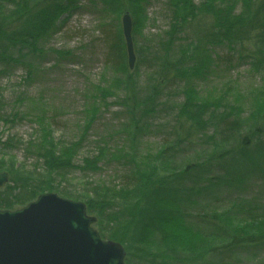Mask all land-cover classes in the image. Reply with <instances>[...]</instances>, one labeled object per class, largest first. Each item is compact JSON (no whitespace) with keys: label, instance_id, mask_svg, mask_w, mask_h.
Returning a JSON list of instances; mask_svg holds the SVG:
<instances>
[{"label":"rangeland","instance_id":"374dc122","mask_svg":"<svg viewBox=\"0 0 264 264\" xmlns=\"http://www.w3.org/2000/svg\"><path fill=\"white\" fill-rule=\"evenodd\" d=\"M15 1L19 2L18 0ZM200 1L202 0H198V2ZM167 2L168 0H152L144 5L143 17L150 19V22L145 24L148 29L151 27L149 24H153V18L158 20L157 27L167 25L165 22V18L169 19ZM29 3L32 10L41 7V0H30ZM82 4H84V0L80 2V5ZM87 4L89 11L86 14L75 13L67 23L65 32L56 34L51 38L48 37L46 42H40V47L45 49L44 54L46 55H31L27 53V50L21 53L23 56L17 52L14 53L13 57L23 58L25 64L33 65V69H31L33 82L27 83L26 81L30 70L27 66L14 64L13 66H17V69L16 67L13 69V66L10 65L12 68L9 69L8 74L0 76V101H2L3 107L5 106V113L12 114L16 110L26 113L30 109L32 112H36L34 116H37L46 110L47 116L53 118V122L58 126V129L55 127L53 133V139L56 143H60L56 147L57 158L62 155V150L74 145L73 150L77 151V154L74 155L76 161H73L72 167L60 169L62 160L58 159V165H54L50 171H46L45 167L42 168L45 163L43 159H37L41 151H35L36 146L30 147L29 154L27 152L29 145L25 148L18 146L16 149H7L6 151H1L2 147H0V172L9 174L8 183L0 187V203L2 204L0 206L1 209H5L2 211H20L37 201L42 195L56 194L62 199L85 204L87 214L97 221L93 228L102 235L103 240L108 242L109 240L114 241L116 238L117 241L114 242L122 244L125 239L130 240L136 234L137 228L121 217L124 216L125 219H128V216L134 211L129 205L140 206L145 200L144 190L140 184L137 185L135 180L134 159L140 163L139 167L145 171H154L156 168L162 169L160 163L157 162L159 159L165 162L164 166L174 167L175 170L181 171L186 165L197 164V162L203 164L209 157L219 158L221 156V149H216L214 145L209 150L199 153L201 158H195L196 154L193 150L200 149L196 143H206V139L202 134L201 138L195 139L193 136L190 138L187 136L194 123L184 115L181 108L189 104L186 95L183 93L191 83L189 80L197 88L196 93H199L198 96L196 94L197 99L201 100L199 98L201 97L208 102H217L221 101L222 98L224 100L222 103L230 106L236 105L239 110L243 111L240 118L245 121V128L251 127L252 129L248 130V133L252 135L256 133L258 136L254 138L258 144L254 143L255 147L249 149L256 155L257 148L264 152V115L257 114L253 117L257 108L264 105V77H257L251 66L254 52L252 46L247 45L244 50L242 47L229 50L226 45H216L209 48L213 52V63L207 72L208 75L206 73L204 78L194 79L190 76L194 65H196L192 62L187 67L182 68H188V78L178 76L175 82L174 79L170 81L167 79L160 80L161 84L158 91L160 94L156 96L155 101H150L149 106L139 102L142 105L134 112L133 107L129 109L128 100L126 102V93L118 92L115 88L112 89L114 91L112 96L106 99L107 106H105L101 102L102 96L98 87L109 89L115 74L111 68L102 62L101 55L105 54L106 47L103 42L97 40L98 35L92 29L102 21V16L99 15V9L97 12L91 3L88 2ZM1 5L5 9H1L5 17L3 20H10L12 11L19 9V6L10 4L8 0H1ZM243 9V3L238 1L235 13L239 15ZM17 16L20 14H16L15 17ZM67 16V14L63 15L59 22L64 21ZM207 19L212 20L213 24L212 17L208 16ZM77 26L84 30L82 32L85 34L84 36L75 37L70 31ZM200 26L210 27L209 24L205 25L204 23H200ZM193 32L191 27L187 30L190 37H192ZM194 38L192 37V40ZM252 43L254 45L255 41ZM180 44L186 48V43ZM90 47L94 48V54H92ZM59 48H62L64 53H69L65 56L66 60L58 54L54 55L52 50ZM160 52L161 49L159 48L156 54H161ZM191 53L192 51L188 52V55ZM156 69L141 73L139 79L140 88H142L140 91L141 99L146 95L143 88L150 86L147 78L151 77L152 73L155 75ZM117 78L119 79V77ZM19 95H25L27 99L25 104L12 106L9 103L7 105L12 99L16 100ZM94 106L100 108L99 117L93 123L91 130L85 132V128L82 127L88 120L86 111L92 110ZM146 109L147 112L144 113ZM223 110L217 111L221 114ZM131 111L135 114L134 119L137 120L138 125H135ZM224 111L230 112V110ZM54 112H56L55 115ZM192 112L193 115L196 113ZM205 117L203 123L208 127L205 132L208 136H212V122L208 115ZM217 123L218 121H215L214 125ZM31 127L35 128V125L30 122H18L12 125L0 121V132L4 133L3 141H6L8 137L17 136L28 141V135L32 132ZM176 137L181 138L177 145ZM185 138H193L186 143H193L195 149L181 143V140ZM169 145L172 148L167 150ZM231 150L232 148L228 147L224 149L225 152ZM7 153L9 156H3ZM12 155L16 157L13 160H11ZM2 159H5L6 162L4 163L7 165L1 164ZM11 162L15 164L16 170L20 169L18 174L25 175L24 181L15 180L20 175L11 173V169H9ZM96 162H99L100 171L92 173L85 170H83L84 172L81 171L86 167L95 166ZM38 168H40L39 171ZM206 168L207 166L204 164L201 171H205ZM211 172L214 176L224 177L222 171H218L215 167ZM254 172L250 174L251 178H248L244 192L239 190L236 195L232 192L221 195L220 191H216V194L221 195L220 200L216 205H213L214 202L204 203L209 209L205 217L202 216L204 213L200 211L194 212V215L188 217L189 224L197 229L195 236L190 232L185 236V242H189V246L183 248L185 246L182 243L172 239L173 243L169 245L173 246L168 244L166 246L164 244L166 243L165 239L158 241L153 235L148 234L145 237L147 242L143 247L141 246L142 248H136L132 244L129 246L122 244L127 255L125 263L146 264L144 262L154 260L157 263L165 262L167 264H215L218 259L224 263L228 258L226 257L227 251H223L226 256L223 254L215 255L211 247L220 243L219 238L227 237L221 229L226 228L228 222L224 221L226 225L219 226L213 233L216 238L214 240L208 234H211L220 223L213 220L212 217L217 215L221 220L226 218L229 220L228 216H231L234 219V226L243 224L244 216H246L243 214V209L248 208V206L229 204L240 196H243V200L244 197L248 200H254L251 203L253 205L256 203L264 206V170ZM237 177L239 175L234 177L235 181H238ZM14 186H16L15 190ZM204 186L205 183L200 186V190L203 191L207 187ZM186 210L189 213L191 211ZM169 231L173 235L174 224L169 227ZM211 240L214 241L212 246H210ZM223 248L222 250H224ZM134 250L140 255L143 254L142 260L134 257L132 254ZM232 251L229 256V264H259L258 260L264 258V253L256 252L258 255L256 261H249L245 260V256L238 257L242 251L238 252L235 249ZM243 251L251 255L255 248L248 249L245 247ZM239 258L243 260L241 261ZM214 260L215 263H213Z\"/></svg>","mask_w":264,"mask_h":264},{"label":"trees","instance_id":"16d2710c","mask_svg":"<svg viewBox=\"0 0 264 264\" xmlns=\"http://www.w3.org/2000/svg\"><path fill=\"white\" fill-rule=\"evenodd\" d=\"M8 1L10 4L19 6V9L12 11V18L10 20H3L5 17L2 10L5 9L2 5L0 6V68H3L0 70V76L7 75L9 69L14 64L27 66L30 70L28 71L26 81L27 83L33 82L31 76L33 65L25 64L22 60L23 58L13 57L14 53L17 52V54L23 56L21 53L27 50V53L31 55H46L44 54L45 49L40 47V42H46L48 37L51 38L56 34L65 32L67 23L75 13L86 14L89 11L87 4L89 2L93 5L95 11L98 12L99 9V15L102 16V21L92 28L98 35L97 40L101 41V43L103 42L106 47L105 54L101 55L102 62L111 68L115 74L110 82L111 86L109 89L107 87H98L102 96L101 102L105 106H107L106 99H109L112 93H114L112 91L113 88L118 92L126 93V102L128 100L129 109L133 107L134 112L141 107L140 105L142 104H139V102L149 106L151 104L150 101H155L156 96L160 94L158 91L161 81L174 79L175 82L178 76L188 78V68H182L187 67L192 62L196 65H194L195 67H193V72L190 76L194 77V79L204 78L213 63V52L209 48L216 45H226L229 50H235L240 47L244 50L247 45L252 46L254 52L252 54L253 61L251 66L257 77H264V0H202L200 2L198 0H168L166 5L169 19L165 18L167 25L157 27L158 20L153 18V24H149L151 25L149 29L145 24L149 23L150 19L143 17L142 10L145 8L144 5L150 3L152 0H84V4L82 5H80L82 0H41V7L33 8V10L30 9L32 8L29 3L30 0H18L19 2L15 0ZM238 1H241L244 7L239 15L235 13ZM15 13L20 14V16L15 17ZM66 14L68 15L66 19L60 23V18ZM125 14H129L133 18V39L137 60L133 71L129 69V62L127 61L126 42L121 22L122 16ZM208 16L212 17L213 24L212 20L207 19ZM200 23L209 24L210 27H202ZM190 27L194 31L192 33V37H195L194 40L187 34V30ZM70 31H72L75 37L85 35L82 33L84 30L78 26ZM252 41H255L254 45ZM180 43H186V48ZM159 48L161 49V54H156ZM90 49L92 54H94V48L90 47ZM52 51L54 55L58 54L65 60V56L69 55V53H64L62 48L53 49ZM190 51L192 53L188 55ZM6 66L8 68H5ZM15 67L17 69V66H13V69ZM155 68H157L156 74L153 75L152 73L151 77L147 78L150 86L145 89L143 88L146 95L141 99L140 75H142V72L147 73V71L155 70ZM189 82L191 83L183 91L189 104L181 108L184 115L194 123L190 131H188L187 136L189 138L193 136L195 139L201 138L202 134L206 139V143H196L200 149L193 150L196 154L195 158H201L202 156L199 153L209 150L214 145L216 149H221V156L219 158L209 157L203 164L197 162V164L186 165L181 171L175 170L174 167L168 168L164 166L165 162L161 161V159L157 162L160 163L162 169L156 168L154 171H145L139 167L140 163L134 159L136 179H133L144 190L145 200H143L144 202L140 206L135 205L134 208L130 207L134 211L128 216V219H125L124 216H119L137 228L136 234L130 240L125 239L123 243L120 241L123 245L129 246L132 244L136 248H142L147 242L145 237L151 234L158 241L165 239L166 243L164 244L166 246L173 243L172 240H176L185 246H182L183 248H186L190 243L185 242V236L188 235V232L194 236L197 233V229L187 221L188 217L194 215V212L197 211L203 212L204 215L202 216L205 217L209 209H207L204 203L214 202L213 205H216L221 195L231 192L236 195L239 190L244 192L248 183L247 180L251 178L250 174L256 170H264V152H261L257 148L255 155L254 152L249 150L255 147L254 143L258 144V142L254 141V138L258 136H256V133L253 135L248 133V130L252 128H245V121L240 118L243 111L239 110L236 105L230 106L229 104L222 103L224 102L222 98L221 101L217 102H208L201 97H199L201 100L197 99L196 94L197 96L199 95L198 92L196 93L197 88H195L192 81L189 80ZM21 96L16 97V100L12 99L7 105L9 103L12 106L25 104L27 99L25 95ZM255 98L257 97L255 96ZM4 108L5 106L3 107V103L0 101V121L5 124L11 123L12 125L18 122H30L35 125V128L31 127L32 132L28 135V141L20 136L8 137L6 141H3L4 133L0 132L1 151H6L7 149L13 150L18 148V146L25 148L29 145L28 152L30 147L36 146L35 151H41L37 159H43L45 163L42 168L45 167L46 171H50L54 165H58V159L62 160L60 169L73 166V161H76L74 155L77 154V151L73 150L74 145L62 150V155L59 156L58 154L60 158L56 156V147L60 143H56L53 139V133L55 127L58 129V126L53 122V118L47 116L46 110L37 116H34L36 112H32L30 109L26 113L16 110V112L9 113V115L5 113ZM222 109L230 110V112L227 113L223 110L219 114L217 110ZM192 111L196 113L193 115ZM146 112L147 109L144 113ZM99 113L100 108L96 106L92 110L86 111L88 120H86L85 125L82 127L85 128V132L91 130L93 123L99 117ZM55 114L56 112H54ZM132 114V119H134L135 114L133 112ZM257 114L264 115V105L257 108L253 117ZM179 115L182 116L181 114ZM205 115H208L212 122V136H208L205 132L208 128L203 123V119L206 118ZM213 121H218V123L214 125ZM134 123L138 125L136 119H134ZM260 132L262 131L260 130ZM218 135L220 136L219 139ZM189 138L182 139L181 143H185L188 147L195 149L193 143H186L193 139ZM180 139L176 137V145L179 144ZM225 147L232 148V150L225 152ZM171 148L172 146L169 145L167 150ZM3 156L9 155L7 153L3 154ZM14 158L16 157L12 155L11 160ZM1 161V164L7 165L4 163L6 162L5 159ZM96 163L95 166L86 167L81 171L84 172L83 170H85L89 173L100 171L98 167L99 162ZM174 163L176 162L174 161ZM204 164L207 168L202 172L201 169ZM214 167L218 171H222L224 177L214 176L213 172H211ZM261 167L263 169H260ZM9 169H11L12 174H18L20 170H16L15 164L12 162ZM39 170L40 168H38ZM19 175V178L24 181L23 177L25 175L22 173H19ZM31 175L33 176L34 174L32 173ZM236 175H239L237 177L238 181H235L234 177ZM203 183H205L204 187H207L202 191L200 190V186ZM235 190L236 192H234ZM216 191H220L221 195H218L219 193L216 194ZM252 202L254 200H248L245 197L243 200V196H240L229 203L231 205L240 204L242 207L244 205L248 206V208L243 209V214L246 215L244 216L245 221L243 224L240 223L234 226V219L231 216H228L229 220H226L227 218L221 220L217 215L212 217L213 220H217L220 223V225L213 229L214 231L211 234H208L214 240L216 238L213 233L216 232L219 226L226 225L224 221L228 222L226 228L221 229L226 233L227 237L224 239L219 238L220 243L217 246L211 247L215 255L223 254V251H227V256L223 255L228 258L224 263H221L219 259L216 260V263L214 260L213 263L229 264V256L234 249L238 252L242 251L238 257L245 256V260L249 261H256L257 253H264V206L256 203L253 205L251 204ZM186 209L191 210L190 213ZM173 224L175 228V231H173L174 236L169 231V227ZM114 241H117L116 238ZM213 242L211 240L210 246L213 245ZM245 247L248 249L255 248V251L251 255H248L243 251ZM138 252L141 253L140 250ZM132 254L138 257L143 255L137 252ZM239 259L243 260L242 258ZM258 261L259 264H264V258ZM144 263L167 264L165 262L157 263L154 260Z\"/></svg>","mask_w":264,"mask_h":264},{"label":"water","instance_id":"95a60500","mask_svg":"<svg viewBox=\"0 0 264 264\" xmlns=\"http://www.w3.org/2000/svg\"><path fill=\"white\" fill-rule=\"evenodd\" d=\"M129 68L136 65L133 19L122 17ZM9 174L0 175V187ZM96 219L87 206L45 194L20 211H0V264H125L123 245L102 240L93 229ZM85 248L83 258H73L75 246ZM93 254L97 257L89 258ZM87 259V260H85Z\"/></svg>","mask_w":264,"mask_h":264},{"label":"bare ground","instance_id":"6f19581e","mask_svg":"<svg viewBox=\"0 0 264 264\" xmlns=\"http://www.w3.org/2000/svg\"><path fill=\"white\" fill-rule=\"evenodd\" d=\"M121 22H122V20H121ZM124 36V35H123ZM126 42V41H125ZM128 61V60H127ZM129 62V61H128ZM130 69V68H129ZM163 155H165V154H163ZM161 157V156H160ZM1 174H4V173H1L0 172V175ZM15 180L16 181H20V178H15ZM14 188V190L16 189V186H14L13 187ZM75 203V202H74ZM0 205H2L1 203H0ZM130 207H134L133 205H129ZM5 207L6 208H8L9 209V207L8 206H6L5 205ZM2 210H5V209H1V206H0V211H2ZM14 210H12V212H13ZM3 212H9V211H3ZM93 218V217H92ZM97 222V221H96ZM95 225V224H94ZM94 227V226H93ZM94 229V228H93ZM95 230V229H94ZM97 232V231H96ZM97 233H99V232H97ZM99 235H100V233H99ZM101 237H102V235H101ZM102 240H103V237H102ZM103 241H105V240H103ZM109 241H111V240H109ZM108 241V242H109ZM105 242H107V241H105ZM112 242H114V241H112ZM122 245V244H121ZM136 251L134 250L132 253H135ZM86 255V251H85V248L84 247H82V246H80V245H77V246H75V248H74V250H73V252H72V256H73V258H75L76 260H77V258H83L84 256ZM88 257L89 258H91V257H97V256H95V255H93V254H89L88 255ZM134 257H137L139 260H141V258H142V256H140V257H138L137 255L136 256H134ZM85 260H87V259H85ZM139 263V262H138ZM126 264V263H125Z\"/></svg>","mask_w":264,"mask_h":264}]
</instances>
